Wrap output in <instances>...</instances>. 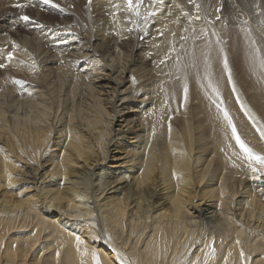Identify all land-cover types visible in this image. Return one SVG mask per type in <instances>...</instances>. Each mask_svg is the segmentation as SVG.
<instances>
[{"label":"bare ground","instance_id":"obj_1","mask_svg":"<svg viewBox=\"0 0 264 264\" xmlns=\"http://www.w3.org/2000/svg\"><path fill=\"white\" fill-rule=\"evenodd\" d=\"M86 2L0 0V264H264V0Z\"/></svg>","mask_w":264,"mask_h":264},{"label":"snow or ice","instance_id":"obj_2","mask_svg":"<svg viewBox=\"0 0 264 264\" xmlns=\"http://www.w3.org/2000/svg\"><path fill=\"white\" fill-rule=\"evenodd\" d=\"M144 2H145V0H125L128 12L134 14L137 17H139L141 15L140 8ZM154 2H155V0H153V3ZM43 3L46 5L51 4L52 0H43ZM89 3H91V0H89ZM189 3L192 4L196 9V15L191 16L190 18L191 19H199L200 18L199 13L201 10V5L199 3H197V0H189ZM17 6L22 7L23 5H17ZM219 11H220V9L218 8L217 12H219ZM152 15H153V12L149 11L148 15L144 17V23L145 24H147L148 18ZM185 15L190 16V13H185ZM21 19L24 21H29L30 17L28 15H24L21 17ZM216 19H220L219 15L216 17ZM201 31H202V33L204 32L203 29ZM205 35H206V33H205ZM212 35L217 36V33L215 31H213ZM220 42L221 41H220L219 37L217 36L216 43L219 44ZM209 43H211V41H209ZM253 44H255V41H253ZM220 52L224 53V48H220ZM255 52H256L257 57L260 59L261 67H264V55H261L262 50L259 47H257L255 49ZM11 58H12L11 56L8 57V59H11ZM161 63H163V61H161ZM0 67H4L3 63H0ZM223 67H224L225 72L227 73L228 82L232 83V74H231V70L229 68V61H228L227 54H224V56H223ZM209 87H212V90L214 92H216V95L219 98V92H218L217 88L215 86H212L211 83L209 84ZM188 91H189L188 87H187V85H185V87H184V100H185V102H187V99H188ZM233 91H235L234 87H233ZM237 102L239 103L238 99H237ZM216 106L219 109V111H221L223 113L224 119L227 121L228 126L231 128L232 137L235 139L236 144L239 146V148L242 150V152L246 155V157L253 158V153H252L251 149L246 146V144L243 142L241 137L238 135L237 129L233 123V120H232L229 112L227 111L226 108L223 107V100L220 99V102L217 103ZM259 131L261 132V139H264V129H259ZM254 158L262 166L261 169L259 170V173L257 175H255L256 179H260L261 177H264V158L259 157V156H255ZM252 172L254 174H256L258 172L257 168L253 167ZM81 242L82 241H80L79 237H77V243L79 244ZM237 243H239V241H237ZM57 255H59V254L57 253ZM241 259L242 260L244 259L243 251H241Z\"/></svg>","mask_w":264,"mask_h":264},{"label":"rangeland","instance_id":"obj_3","mask_svg":"<svg viewBox=\"0 0 264 264\" xmlns=\"http://www.w3.org/2000/svg\"><path fill=\"white\" fill-rule=\"evenodd\" d=\"M52 1H53V0H52ZM40 4H41V3H40ZM41 5H42V6H46L47 8H54V6H50V5H43V4H41ZM20 14H21V12L19 13V15H20ZM72 14L74 15L75 18H78L79 21H80V22H81L86 28H90L91 25L94 23V21H93L92 19H90V17H89L87 14H85L84 12L74 10V11H72ZM104 17H105V16H104ZM104 17H103V18H104ZM135 36H136V35H133V37H131V38L129 39V42H122V44H125V45H127V46L118 45V46H117L118 50L125 49V50L128 51V53H129V51L132 49V48H130V46L132 47L133 44H134V41H135L134 38H135ZM127 43H129V44H127ZM132 117H133V116H130V118H132ZM133 118H134V117H133ZM73 176H74V177L72 178L73 181H75V182H80V181H81V180H80V175H79L78 172H75ZM114 177H115V174H112L110 178H114ZM20 186H21V184H17V185L15 186V190L18 189Z\"/></svg>","mask_w":264,"mask_h":264}]
</instances>
